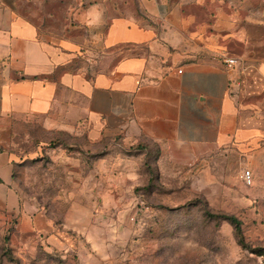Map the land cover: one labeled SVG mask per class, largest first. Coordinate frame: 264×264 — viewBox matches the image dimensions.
<instances>
[{
    "label": "crops",
    "instance_id": "0c3cea01",
    "mask_svg": "<svg viewBox=\"0 0 264 264\" xmlns=\"http://www.w3.org/2000/svg\"><path fill=\"white\" fill-rule=\"evenodd\" d=\"M62 135L150 141L183 165L230 152L255 176L264 0H0V208L30 234L51 229L21 210L15 167Z\"/></svg>",
    "mask_w": 264,
    "mask_h": 264
},
{
    "label": "rangeland",
    "instance_id": "374dc122",
    "mask_svg": "<svg viewBox=\"0 0 264 264\" xmlns=\"http://www.w3.org/2000/svg\"><path fill=\"white\" fill-rule=\"evenodd\" d=\"M58 141L57 155L35 142L14 173L21 210L44 213L51 230L30 234L0 208V264H264V167L246 186L249 158L183 165L150 141ZM208 214L237 217L245 247Z\"/></svg>",
    "mask_w": 264,
    "mask_h": 264
},
{
    "label": "trees",
    "instance_id": "16d2710c",
    "mask_svg": "<svg viewBox=\"0 0 264 264\" xmlns=\"http://www.w3.org/2000/svg\"><path fill=\"white\" fill-rule=\"evenodd\" d=\"M208 215L212 218L221 219L223 221L228 222L234 228L237 238L239 240V244L242 247H245V241L242 232V224L237 217L232 215H219V214L216 215L208 214Z\"/></svg>",
    "mask_w": 264,
    "mask_h": 264
},
{
    "label": "built area",
    "instance_id": "2783aa9c",
    "mask_svg": "<svg viewBox=\"0 0 264 264\" xmlns=\"http://www.w3.org/2000/svg\"><path fill=\"white\" fill-rule=\"evenodd\" d=\"M224 63L228 68H234L238 64V60L234 58H224ZM242 179L246 186L251 187L253 185V173L250 170L243 172Z\"/></svg>",
    "mask_w": 264,
    "mask_h": 264
}]
</instances>
